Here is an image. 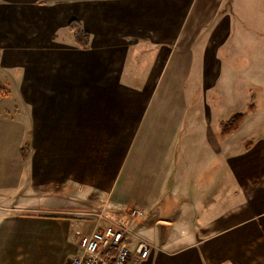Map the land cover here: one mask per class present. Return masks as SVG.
I'll list each match as a JSON object with an SVG mask.
<instances>
[{"label":"crops","instance_id":"crops-1","mask_svg":"<svg viewBox=\"0 0 264 264\" xmlns=\"http://www.w3.org/2000/svg\"><path fill=\"white\" fill-rule=\"evenodd\" d=\"M0 80V264L132 209L142 264H264V0H0Z\"/></svg>","mask_w":264,"mask_h":264},{"label":"built area","instance_id":"built-area-1","mask_svg":"<svg viewBox=\"0 0 264 264\" xmlns=\"http://www.w3.org/2000/svg\"><path fill=\"white\" fill-rule=\"evenodd\" d=\"M143 215L138 209L129 215H98L100 222L80 238L79 251L68 264H142L150 255V246L142 241L133 253L129 248V236L132 217Z\"/></svg>","mask_w":264,"mask_h":264},{"label":"trees","instance_id":"trees-1","mask_svg":"<svg viewBox=\"0 0 264 264\" xmlns=\"http://www.w3.org/2000/svg\"><path fill=\"white\" fill-rule=\"evenodd\" d=\"M69 30L73 32L74 34V39L77 45H79L82 48L89 47L90 44V34L83 30L81 24L73 20L69 24ZM7 95V90L3 86L1 80H0V99L5 97ZM255 106L253 103L248 108V111L254 110ZM247 111V112H248ZM247 112H242V113H236L234 114L228 121L223 122L221 124V134L223 136L229 135L235 131H237L242 124Z\"/></svg>","mask_w":264,"mask_h":264},{"label":"rangeland","instance_id":"rangeland-1","mask_svg":"<svg viewBox=\"0 0 264 264\" xmlns=\"http://www.w3.org/2000/svg\"><path fill=\"white\" fill-rule=\"evenodd\" d=\"M71 39V37H70ZM21 70L18 69L17 73H18V76H20V72ZM28 73H29V77H31V74H30V70H27ZM36 76V74L34 75ZM242 78V77H241ZM243 79V78H242ZM41 81V80H40ZM248 88V85H246V82L245 83H242L241 85L239 84L237 87H235V89H237L238 91H236V94L238 95L237 96V99L239 100L236 104H237V107H231V112L234 110V109H240V108H243L244 104L246 103H250V95H248V98L246 99L245 97V94H246V89ZM253 88V87H251ZM231 93V92H230ZM253 93L255 94V104L259 107V109L263 108L264 110V95H263V98H262V95H260V90L258 88H255L253 89ZM231 97V95H230ZM249 99V100H248ZM248 100V101H247ZM215 101V104H216V108L214 107V111L216 114L219 112V111H223L225 112V114H227L229 112V109H227V103H221L220 101V98L219 96L216 94V97L214 99ZM243 110V109H242ZM237 111V110H236ZM133 211V209H132ZM105 212H108V211H105L103 210L102 212L98 213L97 214V217L98 215L102 214L104 216H109V215H116V214H108V213H105ZM105 213V214H104ZM119 214V213H117ZM99 221V219H98ZM97 221V223H98ZM100 222V221H99ZM96 227V225H95ZM94 227V228H95ZM132 227V226H131Z\"/></svg>","mask_w":264,"mask_h":264}]
</instances>
